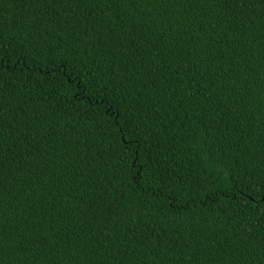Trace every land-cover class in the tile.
Segmentation results:
<instances>
[{"label": "trees", "instance_id": "trees-1", "mask_svg": "<svg viewBox=\"0 0 264 264\" xmlns=\"http://www.w3.org/2000/svg\"><path fill=\"white\" fill-rule=\"evenodd\" d=\"M0 19V264H264V0H0Z\"/></svg>", "mask_w": 264, "mask_h": 264}, {"label": "snow or ice", "instance_id": "snow-or-ice-1", "mask_svg": "<svg viewBox=\"0 0 264 264\" xmlns=\"http://www.w3.org/2000/svg\"><path fill=\"white\" fill-rule=\"evenodd\" d=\"M63 2L67 3V4H72L74 2V0H63ZM75 2H79V0H75ZM103 2V0H96V6L99 7V4ZM113 3L116 2V0H112ZM129 2H132V0H129ZM235 2V0H218V3L220 4V6H223L225 4H231ZM240 3H251L254 2V0H239ZM88 15H91V12L88 13ZM3 20L0 19V28L3 27ZM93 39H95V36H93ZM3 53H4V48L3 45L0 44V152H2V145L5 142V138H11V134L12 132L15 131V128L12 125V121L16 120V115L11 114L10 109H6L5 107V103H4V96H3V84H4V75L6 72V68H5V62L3 59ZM20 57H17L16 63H18L20 61ZM38 67V65L36 66ZM60 66H56L52 69V71H57L59 69ZM181 71H183V69H180ZM12 71H14V69H12ZM71 82V81H69ZM73 95H75V93H73ZM9 101H11V97L8 98ZM82 99V97H81ZM96 103H100L103 104L104 101V97L103 96H99L98 99L95 101ZM91 103V102H90ZM87 107V105H85ZM110 111V109H109ZM114 119L119 120V114H118V110H117V114L114 116ZM118 131H122V126L121 128L118 129ZM133 140H135V137H133ZM128 154V150L125 149L124 151V155ZM138 158V156H132L130 158L129 161V167L131 166V162L136 160ZM122 171H127V169H122ZM135 173L132 174V177H135ZM260 186H264V175H262L260 177V181H259ZM234 195L237 196H242L243 200H238L236 202L234 211L238 210L240 207L244 206V202L247 201L249 199L248 195L244 194L242 191L238 190L236 193H234ZM3 196H4V189L2 187V185H0V204L3 203ZM260 201H264V196H258L257 199L252 200L251 201V207L254 211V213L257 216V219L260 221H264V215H261L262 212H264V203H261ZM129 214L131 215H135L137 210L136 209H128Z\"/></svg>", "mask_w": 264, "mask_h": 264}]
</instances>
